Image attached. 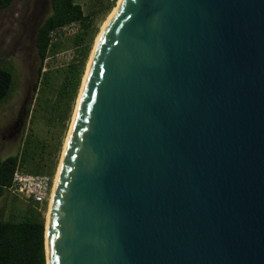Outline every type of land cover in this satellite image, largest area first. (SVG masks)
Listing matches in <instances>:
<instances>
[{"label": "water", "instance_id": "water-1", "mask_svg": "<svg viewBox=\"0 0 264 264\" xmlns=\"http://www.w3.org/2000/svg\"><path fill=\"white\" fill-rule=\"evenodd\" d=\"M44 255L264 264V0H119L79 92Z\"/></svg>", "mask_w": 264, "mask_h": 264}, {"label": "rangeland", "instance_id": "rangeland-1", "mask_svg": "<svg viewBox=\"0 0 264 264\" xmlns=\"http://www.w3.org/2000/svg\"><path fill=\"white\" fill-rule=\"evenodd\" d=\"M117 1L74 0L83 15H89L90 28L83 33L76 23L55 32L51 39L53 47L42 62L39 75L33 37L38 25L50 13L49 0H13L0 11V66L10 68L13 74L11 93L0 103V160L24 155L30 162L26 169L46 173L44 164L52 159L53 169L46 175L52 182L53 178L55 180L89 57L102 25ZM109 4L111 6L106 10ZM92 32L94 35L83 60L76 95L69 102L68 88L61 90L65 74L70 66L78 69L83 59L82 47ZM77 34L81 40H76L75 44ZM48 202L49 198L47 204L35 206L4 194L0 197V214L4 220L20 221L33 211L43 217L46 225Z\"/></svg>", "mask_w": 264, "mask_h": 264}, {"label": "trees", "instance_id": "trees-1", "mask_svg": "<svg viewBox=\"0 0 264 264\" xmlns=\"http://www.w3.org/2000/svg\"><path fill=\"white\" fill-rule=\"evenodd\" d=\"M13 0H0V11L7 8ZM50 13L42 20L36 28L33 37V47L39 60L37 75L41 72V64L46 58L52 46L51 39L55 32L61 30L65 26L71 24H79L80 28L85 33L86 29L90 28L91 19L89 15H83L82 10L74 0H49ZM111 4L106 6L109 9ZM94 32L89 34V39L82 47L81 54L83 59L79 62L78 69L70 66L65 74V80L61 90L68 88V99L72 101L76 95L79 85L80 74L83 67V60L88 52V47L92 41ZM76 40H81V37L75 35ZM55 51V49L53 50ZM10 68L0 66V103L5 101L11 89L13 76ZM13 87V86H12ZM36 87V82L33 89ZM30 163V162H29ZM24 159V155L8 156L0 160V186L8 185L11 175L16 167L24 173H28L25 168L30 165ZM54 161L48 159L44 164L46 173L41 171H33L28 174H50L53 169ZM3 192L0 188V197ZM35 206L37 204L31 203ZM44 219L37 212H29V214L20 221L4 220L0 214V264H45L44 255Z\"/></svg>", "mask_w": 264, "mask_h": 264}, {"label": "built area", "instance_id": "built-area-1", "mask_svg": "<svg viewBox=\"0 0 264 264\" xmlns=\"http://www.w3.org/2000/svg\"><path fill=\"white\" fill-rule=\"evenodd\" d=\"M52 179L45 174H28L16 167L8 185L0 186L3 195L21 198L39 206L47 204Z\"/></svg>", "mask_w": 264, "mask_h": 264}, {"label": "bare ground", "instance_id": "bare-ground-1", "mask_svg": "<svg viewBox=\"0 0 264 264\" xmlns=\"http://www.w3.org/2000/svg\"><path fill=\"white\" fill-rule=\"evenodd\" d=\"M119 4V0L117 1V3H116V5H115V7L113 8V10H112V12L108 15V17H107V19H106V21L104 22V24L102 25V28H103V26L105 25V23L107 22V20L109 19V17L112 15V13L114 12V10L116 9V7H117V5ZM102 28H101V30H102ZM100 30V31H101ZM99 35V34H98ZM98 37V36H97ZM97 39V38H96ZM91 56V55H90ZM89 59H90V57H89ZM88 62H89V60H88ZM87 66H88V64H87ZM84 79V78H83ZM82 83H83V81H82ZM82 86V85H81ZM81 89V88H80ZM80 92V91H79ZM79 97V96H78ZM78 101V100H77ZM68 135V134H67ZM66 139H67V137H66ZM66 142V141H65ZM64 146H65V143H64ZM63 150H64V147H63ZM62 158V157H61ZM61 162V161H60ZM59 166H60V164H59ZM58 169H59V167H58ZM57 174H58V170H57V173H56V177H55V180H54V178H53V182H52V188H51V191H50V196H49V202H48V204L49 205H47L48 206V212H47V221H46V225H45V246H46V234H47V222H48V218H49V213H50V205H51V200H52V195H53V191H54V186H55V182H56V178H57ZM46 249V248H45Z\"/></svg>", "mask_w": 264, "mask_h": 264}]
</instances>
